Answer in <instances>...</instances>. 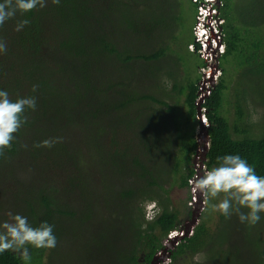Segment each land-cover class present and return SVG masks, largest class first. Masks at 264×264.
I'll list each match as a JSON object with an SVG mask.
<instances>
[{
	"label": "trees",
	"instance_id": "1",
	"mask_svg": "<svg viewBox=\"0 0 264 264\" xmlns=\"http://www.w3.org/2000/svg\"><path fill=\"white\" fill-rule=\"evenodd\" d=\"M130 1L62 0L65 5L49 2L43 8L37 6L29 12L18 11L14 18L5 21L0 40L6 42L7 51L0 53V90L7 91L13 101L18 97L35 96L37 106L35 110L25 109L23 116L27 117V122L13 134L15 139L11 147L5 148L3 154L15 155L23 145L31 151L35 161L44 155V151L41 152L27 138V130L35 121L43 122L49 131L93 127L94 123L99 134L100 151L116 175L107 173V183L120 184L113 197L118 199L117 209L122 210L117 213L121 214L122 219L118 222L122 221L123 225L122 229L108 235V250L118 251L119 264H153L156 253L164 249L162 240L181 224L180 211L170 209L166 200H159L161 211L155 216L152 213V218L147 220L144 204L156 201V196L160 195H156L158 191L168 193L167 184L176 183L181 189L189 188L190 179L197 172L192 160L199 146L194 126L199 124L197 100L201 76L191 78L186 85H178L175 68L164 70L161 64L168 51L171 48V52L174 51L175 19L163 16V13L154 16L150 0H139L141 2L136 3L135 10L130 9L133 5ZM246 1L247 6L240 7V0H222L220 17L224 20L221 27L225 50L217 57L221 73L202 103L209 122V149L204 163L210 170L218 166L217 157L235 154L245 159L257 175L264 176V133L260 136L251 134L257 122L252 121L249 105L256 106L257 103L246 94L248 89L243 79L237 78V74L247 76L254 83L256 93L260 82L264 84V0ZM193 4L197 7L196 3ZM249 4H254L250 10ZM119 14H125V25L118 22ZM24 19L29 23L21 31H16L17 22ZM65 27L70 30L65 31ZM164 31L166 35L172 33L170 44L161 43L160 47L151 44L152 49L147 53L137 46L135 50L132 46L124 47L127 38L137 45L144 36L153 37L151 40L155 42L153 34L161 37ZM177 39V36L173 37V41ZM191 42L199 51L201 43L193 39ZM206 65V60L200 58L197 66ZM107 67H114L111 70L113 75L106 74ZM161 74L174 80L172 90L178 89L181 95L185 94L187 109L176 108L175 112L179 110L177 115L171 114L167 100L157 96L165 93L164 90H154L153 77ZM50 76L62 79L64 85L73 83L75 88L69 92L60 90ZM33 85L37 86L35 92L32 91ZM263 98L255 99L264 108ZM227 102L235 110L233 124L222 114ZM157 104L159 108H155ZM144 107L149 110V116L141 112ZM260 119L264 128V115ZM164 126L166 131L161 132L160 128L164 129ZM129 128L134 130L131 139L128 134H123V130ZM122 134L124 138L120 140ZM161 158L166 160L163 166L158 165ZM224 195L207 197L193 234L186 235L169 250L172 261L176 262L188 253L196 255L206 251L209 264H264V235L255 232L258 237H254V228L247 223L234 226L232 217L236 212L225 217L214 209ZM52 205V202L45 201V212L36 216L40 223L43 218L49 221L54 217ZM241 211L248 212L247 209ZM58 213L75 215V212L60 208ZM218 214L220 220L215 224H219L214 229ZM230 227L232 233L246 235L244 238L248 243L255 240L247 251L242 236V240L229 244L226 236L220 237L219 232ZM115 241L122 249L115 248ZM27 247L37 259L28 264H43L47 248ZM0 264H25V261L16 252L5 251L0 253Z\"/></svg>",
	"mask_w": 264,
	"mask_h": 264
},
{
	"label": "rangeland",
	"instance_id": "2",
	"mask_svg": "<svg viewBox=\"0 0 264 264\" xmlns=\"http://www.w3.org/2000/svg\"><path fill=\"white\" fill-rule=\"evenodd\" d=\"M191 1L196 3L197 7H195ZM236 1L238 2V0ZM253 1L254 0H248L250 3H253ZM0 2H3V0H0ZM49 2H52V0H46V4H50ZM140 2L139 0L130 1V3L133 4L130 9L135 10L136 3L138 4ZM199 4L200 1L195 2L193 0H150V5L152 6L150 10L154 11L152 12L154 16L163 13V16L175 19L173 34L170 33L166 35L165 31L160 35L161 37L153 34L155 42L151 40L153 37L144 36L143 40L145 42L141 40L139 43L137 42L138 45L130 38H127L124 42V47L132 46L135 50L137 46L139 49H143V52L147 53L152 49L150 47L151 44H156L157 47H160L161 43L170 44L172 34V47L174 51L171 52V48L166 58L161 60L162 68L164 70H173V68H175V80L178 82V85H186L191 78L193 80L201 76L198 82L200 97L197 100V109L200 106L199 109H201L202 115L199 117L197 114L199 124L194 126L195 136L200 143V151H198L197 155H194L192 161L194 167L199 169L202 175L206 168L201 165L200 162H202L203 154L208 147V141L205 139L204 133L202 136H199L203 130V128L202 130L200 129V125L204 123V128L207 129L209 127V122L204 114L205 109L202 108V103L210 94L212 85L217 82L221 73L218 68L216 52L221 51L222 43L219 42L218 44L212 40L209 45H206L202 43L200 39L201 46L199 51H197V47L192 44V39L198 42L197 35H199V32L196 27L199 25L197 18ZM246 4V0H240L239 2L240 7ZM58 5H65V2L60 0ZM58 5L57 9H60ZM253 5L254 4H249L248 9L250 10ZM155 10H157V12ZM148 14L150 15V11H148ZM118 22L125 25V14L118 15ZM201 22L204 24L203 21ZM49 26L50 28L52 27L51 25ZM64 30L68 31L70 29L65 27ZM3 31L4 28L0 25V33ZM176 36L178 39L173 41V37L176 38ZM215 43L218 44L215 50H209L211 45L215 46ZM200 58L206 60V66H197L198 63H200ZM107 68L109 70L106 74L111 73L110 75H113V71L111 70H114V67ZM231 73L233 77L236 76L234 68H232ZM246 77L245 75L241 77L237 74V78H242L245 88L248 89L246 94L254 99V103H257L256 106L253 103L249 105L252 121L257 122V125L251 130V134L253 136H260L264 133V128L262 127L263 123H260V116L264 115V108L258 105L259 102L256 99L260 96L264 97V84L260 82V85L257 86L256 93L252 85L254 83H251L250 79ZM52 79L60 90L69 92V89L75 88L73 83L71 84L69 82V84L64 85V83L62 84V79ZM152 82L154 90H162V92L164 90L165 93H159L157 96L167 100L171 108V114L177 115L180 109H187L184 102L185 94L181 95L178 89L172 90L174 83L173 79H169L161 74L158 75V77H153ZM254 88L256 87L254 86ZM228 91L232 92L231 89ZM114 98L117 99L115 94ZM116 103H118L117 100ZM155 106V108H159L160 105L157 104ZM166 108L164 109L166 110ZM176 108L179 109L178 112H175ZM141 112L144 113V115L150 114L149 110L145 107L142 108ZM222 114L233 124L235 110L230 103L227 102L224 104ZM262 121L264 122V119ZM99 123H102V121L100 120ZM27 131V138L34 145L40 144V142L45 139L55 137H62V142L56 143L52 147H38L41 152L44 151V155L40 156L36 161L30 155L31 151L27 150L23 145H20L15 155H2L0 159V223L9 220L10 217L8 214L12 213L26 217L31 226H39L40 222L37 220L36 216L45 212V201L49 203L52 202V206L55 210L54 217L47 222L53 226V233L57 238V245L54 248L45 250L43 264H119L117 256L118 251L111 252L112 250H108L109 246L107 242L109 241L108 235L119 231L122 229L123 225L122 221L118 222L122 219V216L120 213H117L122 210L117 209L118 199L113 197L116 189L120 188V184L107 183V173L109 176L116 175L112 172L111 165H109V163L107 164L102 154L103 152L100 151L99 134L96 133L97 126L93 123V127L82 126L78 129L69 127L63 130L49 131L45 128L43 122L35 121ZM160 131L165 132V126L164 129L160 128ZM123 132V134H128L127 137L129 139L133 137L134 130L131 128L127 131L123 130ZM123 134L120 140L124 138ZM104 139L106 140V137H104ZM158 161V165L160 166L166 163L165 158H161ZM185 170L186 168H183V171ZM76 178L79 179L77 182H75ZM166 188L168 189V193L162 191L163 194L158 191L156 195H160L156 196V201H147L144 204L147 220L152 218L150 217L152 213L153 216H155L161 211V207L158 204L160 202L159 200H166L165 202L170 206V209L177 208L180 211L179 218L181 224H186L187 222L191 224L193 215L201 216L200 212L202 207L197 210L196 206L197 202H199L197 199L199 196L201 199V196H204L203 193L198 194V196L195 193V197H193L191 185L189 188L186 187L181 189L179 184L172 183L167 184ZM189 193L192 195L191 198H189ZM192 197L194 200H192ZM203 199L205 203L206 197L204 196ZM205 205L206 204L203 206L205 207ZM58 208L69 212H75V215H60L58 213ZM243 209L247 208L242 207L241 210ZM202 212H204V209ZM216 212L218 211L216 210ZM260 217L259 222L252 225L254 228V237L257 236L255 232L261 236L264 235V212L260 213ZM217 220H220V214H218L214 220V229L218 227L219 223L217 222L215 224ZM42 221H46V219L43 218ZM197 221L198 219L196 223ZM181 224H178L176 228ZM232 224L234 226H244L246 223H241L236 213L232 217ZM114 225L118 227L114 228ZM108 228L111 230H108ZM223 231L224 232L220 231L219 235L220 237L226 236L227 244L242 240V235L232 233V227L227 230L224 229ZM120 232L123 233L124 231ZM124 233H126V231ZM245 236L246 235H243L242 237L244 238ZM165 240L166 239L162 240L164 245L166 242ZM243 240H245V238ZM254 241L255 240H253L252 243H254ZM117 242L118 241H115L114 243V246H116L115 248L122 249ZM252 243H248L247 240H245V251L248 250V246ZM28 249L31 255L32 250L30 248ZM159 251L156 253L157 256H155L156 259L153 264H158V259H161L162 264H209L206 251L196 255H191L189 253L185 254L176 262L172 261V259L170 260L171 255L165 253L166 249H163L161 252ZM36 260V257L34 258L31 255L30 261L35 263Z\"/></svg>",
	"mask_w": 264,
	"mask_h": 264
},
{
	"label": "clouds",
	"instance_id": "3",
	"mask_svg": "<svg viewBox=\"0 0 264 264\" xmlns=\"http://www.w3.org/2000/svg\"><path fill=\"white\" fill-rule=\"evenodd\" d=\"M52 3L59 4L60 0H52ZM37 6L45 7L46 0H3L0 2V25L14 18L18 11L29 12ZM28 23L27 19L18 21L15 30L21 31ZM6 51V42L0 40V53ZM36 90L37 86L33 85L32 91ZM36 106L35 96L18 97L13 101L7 91L0 90V155H3L5 148L11 147L15 139L13 134L27 122V117L23 116L25 109L35 110ZM60 142L62 137H55L45 139L36 146L52 147ZM217 161L218 166L206 169L203 176L194 180V190H199L206 198L225 194L224 199L213 206L214 209L225 217L236 212L241 223L255 225L261 218L260 213L264 212V176L257 175L255 169L239 155L227 154L217 157ZM242 207L249 211L242 212ZM8 215L10 219L0 223V253L16 252L28 264L31 260L28 245L47 249L56 247L57 238L53 226L47 221L33 227L20 214Z\"/></svg>",
	"mask_w": 264,
	"mask_h": 264
},
{
	"label": "built area",
	"instance_id": "4",
	"mask_svg": "<svg viewBox=\"0 0 264 264\" xmlns=\"http://www.w3.org/2000/svg\"><path fill=\"white\" fill-rule=\"evenodd\" d=\"M193 1H195V2L200 1L199 12H198V16H197L200 26L198 25V27H196L197 31L199 32V35H197L198 36L197 37L198 42L201 43L199 41L201 39L202 43H204L206 45H209L212 40L218 44H219V42L222 43L221 44V51L216 52V55H217L216 57H218V54H221L225 50V47L223 44V28L221 27V24L224 22V20L222 17H220V8L222 6V0H193ZM201 21H203L204 24H202ZM216 43H215V46L211 45L209 50L214 51L215 47L218 45ZM204 148H205V146H204ZM208 149H209V140H208V147L206 150L208 151ZM198 151H200V143H199V146L196 150V153H195L196 155H197ZM205 159H206V157L203 154V160L200 163H201V165H203L207 169V167L204 163ZM200 175H201V173H200L199 169H197V172L190 179L193 197H195V193L197 196H198V194L201 193L200 191L198 192V190H194V180L197 177L203 176V174L201 176ZM193 197H192V200H194ZM203 197L201 196V199H200V196H199V198L197 199V200H199V202L196 201L197 204H199V207L196 206V209L199 210L202 207L200 215L202 213V210L205 208L203 205L206 204V202L204 203ZM197 219H198V221H197V223H198L200 216L193 215V218L191 220L192 221L191 224H189L188 222L186 224H181V225H179L178 228H175L168 233V237L165 238L166 239L165 240L166 242L164 245V249H166V252L164 251L165 253L170 254L169 250L171 248L176 247L183 240V238L186 235L190 236L194 232V228L197 224L196 223ZM188 228H190V229H188ZM169 238H171V240H169ZM167 242H171V243H167ZM162 250L163 249H161V251ZM161 251H159V252H161ZM155 259H156V257H155ZM170 260H171V257H170ZM157 263L162 264L161 259H158Z\"/></svg>",
	"mask_w": 264,
	"mask_h": 264
},
{
	"label": "water",
	"instance_id": "5",
	"mask_svg": "<svg viewBox=\"0 0 264 264\" xmlns=\"http://www.w3.org/2000/svg\"><path fill=\"white\" fill-rule=\"evenodd\" d=\"M200 107V106H199ZM199 107H198V116L199 117H201V109H199ZM202 128H203V130H202ZM200 129L202 130V133H200L199 134V136H202L203 135V133H204V135H205V139L208 141L209 140V134H208V131H207V129L206 128H204V123H201V125H200ZM207 149V148H206ZM206 153H207V150L204 152V156L206 155ZM197 207H199V204H197Z\"/></svg>",
	"mask_w": 264,
	"mask_h": 264
}]
</instances>
